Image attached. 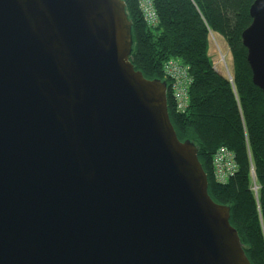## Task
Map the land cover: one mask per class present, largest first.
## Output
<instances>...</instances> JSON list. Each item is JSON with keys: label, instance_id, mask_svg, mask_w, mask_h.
Wrapping results in <instances>:
<instances>
[{"label": "water", "instance_id": "water-1", "mask_svg": "<svg viewBox=\"0 0 264 264\" xmlns=\"http://www.w3.org/2000/svg\"><path fill=\"white\" fill-rule=\"evenodd\" d=\"M241 34L264 98V0ZM122 0H0V264H250Z\"/></svg>", "mask_w": 264, "mask_h": 264}, {"label": "trees", "instance_id": "trees-1", "mask_svg": "<svg viewBox=\"0 0 264 264\" xmlns=\"http://www.w3.org/2000/svg\"><path fill=\"white\" fill-rule=\"evenodd\" d=\"M122 1L131 22L129 61L134 70L145 79L166 81L163 66L169 60L186 68L191 83L183 112L175 110L169 87L166 90L170 123L180 142L188 140L197 148L208 196L229 206V224L249 263L264 264V98L251 81L241 41L254 0H153L158 17L154 27L144 22L137 0ZM210 35L225 41L230 74L213 68ZM220 147L233 154L237 167L224 184L217 183L212 172V158Z\"/></svg>", "mask_w": 264, "mask_h": 264}, {"label": "built area", "instance_id": "built-area-1", "mask_svg": "<svg viewBox=\"0 0 264 264\" xmlns=\"http://www.w3.org/2000/svg\"><path fill=\"white\" fill-rule=\"evenodd\" d=\"M142 18L147 26L154 27L158 23L153 0H137ZM163 78L168 81L170 94L172 96L174 107L177 112H183L188 106V88L191 79L188 72L182 64L175 60H169L163 66ZM236 164L233 154L225 147H220L214 153L212 158L213 178L217 183L224 184L236 171ZM251 191L254 195L257 192L255 176L250 170Z\"/></svg>", "mask_w": 264, "mask_h": 264}, {"label": "rangeland", "instance_id": "rangeland-1", "mask_svg": "<svg viewBox=\"0 0 264 264\" xmlns=\"http://www.w3.org/2000/svg\"><path fill=\"white\" fill-rule=\"evenodd\" d=\"M208 54L213 63V68L219 72L230 74L231 56L225 41L220 36L210 35Z\"/></svg>", "mask_w": 264, "mask_h": 264}, {"label": "bare ground", "instance_id": "bare-ground-1", "mask_svg": "<svg viewBox=\"0 0 264 264\" xmlns=\"http://www.w3.org/2000/svg\"><path fill=\"white\" fill-rule=\"evenodd\" d=\"M250 16V15H249Z\"/></svg>", "mask_w": 264, "mask_h": 264}]
</instances>
